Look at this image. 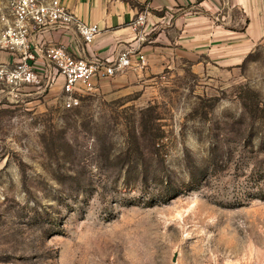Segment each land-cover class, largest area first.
<instances>
[{
	"label": "rangeland",
	"instance_id": "obj_1",
	"mask_svg": "<svg viewBox=\"0 0 264 264\" xmlns=\"http://www.w3.org/2000/svg\"><path fill=\"white\" fill-rule=\"evenodd\" d=\"M172 15L144 39L164 67L73 108L58 76L0 84V264H264V38L221 65Z\"/></svg>",
	"mask_w": 264,
	"mask_h": 264
},
{
	"label": "crops",
	"instance_id": "obj_2",
	"mask_svg": "<svg viewBox=\"0 0 264 264\" xmlns=\"http://www.w3.org/2000/svg\"><path fill=\"white\" fill-rule=\"evenodd\" d=\"M138 1L143 4V10L125 0H63L79 18L90 24H98L99 33L88 44L74 29L49 30L37 36V41L64 44L74 55L85 58H114L128 47L144 53L149 47L144 42L148 33L164 22L169 14H173L178 22L192 25L191 38H181V41L191 49L193 58L206 53L221 65H227L238 63L256 42L264 38V0ZM235 10L240 11V18L234 17ZM156 11L164 12V15L154 13ZM139 15H144L142 24L136 23ZM220 18L223 21L215 24V19ZM201 19L208 23L207 30H202ZM240 21L244 24L240 29L225 27L227 23L239 24ZM162 35L163 31L159 33V36ZM6 55L8 57L0 54V60L11 59ZM148 56V72L158 71L168 61L166 51L160 54L150 51Z\"/></svg>",
	"mask_w": 264,
	"mask_h": 264
},
{
	"label": "built area",
	"instance_id": "obj_3",
	"mask_svg": "<svg viewBox=\"0 0 264 264\" xmlns=\"http://www.w3.org/2000/svg\"><path fill=\"white\" fill-rule=\"evenodd\" d=\"M10 14L0 32V50L11 58L0 60V84L15 89L40 87L45 78L51 86L58 76L62 105L73 108L80 104L81 95L94 91L102 80L147 66V56L132 47L114 58H85L64 44L37 41L49 30L74 29L88 44L99 33L98 24L79 18L63 0H12ZM143 22L144 15H139L136 23Z\"/></svg>",
	"mask_w": 264,
	"mask_h": 264
},
{
	"label": "trees",
	"instance_id": "obj_4",
	"mask_svg": "<svg viewBox=\"0 0 264 264\" xmlns=\"http://www.w3.org/2000/svg\"><path fill=\"white\" fill-rule=\"evenodd\" d=\"M126 2H129L132 6L138 7L140 10L144 9L143 4H141L138 0H125ZM159 15H164V12H154Z\"/></svg>",
	"mask_w": 264,
	"mask_h": 264
}]
</instances>
